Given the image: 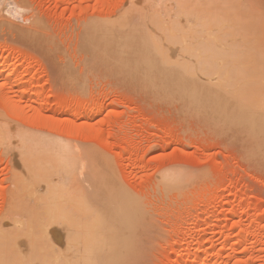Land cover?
I'll return each mask as SVG.
<instances>
[{
    "label": "rangeland",
    "instance_id": "obj_1",
    "mask_svg": "<svg viewBox=\"0 0 264 264\" xmlns=\"http://www.w3.org/2000/svg\"><path fill=\"white\" fill-rule=\"evenodd\" d=\"M5 1L0 0V222L13 211L9 209L12 207L10 202L21 168L32 167L33 163L29 162L34 158L33 154L38 152L41 156L46 153L42 144L58 142L70 148L78 160L86 157L89 150L92 155H87L91 157L89 162L107 170L114 190L120 195L131 194L127 206L135 205V209L129 212V224L132 226L122 229L123 232L115 238L116 251L108 263L264 264L263 132L253 130L248 133L245 126L233 128L225 116L214 119L203 109L184 107L177 93L159 90L143 76L137 68L138 62L127 58L129 52L137 50L136 46L153 49V44L157 51H162L159 54L163 55V63L173 65L179 62L176 61L181 48L179 41L186 45L187 36L192 40L189 39L191 43L188 42L186 49L191 51L193 48L195 50L192 51L197 52L198 49L190 44H199L200 40L204 42V37L208 36L203 35L209 31L212 37L208 38H213V31L218 26L211 29L209 22L211 25L205 33L200 24V29H196L199 26L195 29L202 30L204 34L192 29L193 34L185 17L194 21L196 16L203 18L200 13L204 10H199L206 3L185 0L188 6L192 3L189 7H185L187 4L177 7L174 3L175 8L182 10H178L179 13L186 8L195 13L199 6L197 12L201 16L197 12L196 16L191 13V17L182 14L185 16L183 21L178 11L167 4L173 5L170 0H162L161 5V0L158 4L156 0H11V4ZM218 1L217 5L223 7L220 9L226 10L224 6L228 8L230 5L224 0ZM234 3L238 7L232 11L236 12L235 15L239 12L240 16L241 11L249 13L251 9L256 14L254 17L250 11V15L244 17L243 12L244 18L236 19V22L241 21L238 24L243 29L231 19L236 25L233 26L235 30H242L244 36L249 31L246 34L248 38L260 33L256 27L264 33V0H234ZM213 5L210 6L212 10L217 8ZM143 11H146L143 14L148 19L140 15ZM169 13L178 17L169 16ZM153 17L162 25L170 20L168 25L171 28L175 26L172 33L176 28V32L181 30L178 27L184 28L185 23L190 27L181 30L186 33L185 37L174 34L179 36V40H175L177 38L173 34L169 37L168 33L164 35L157 30L158 36L161 33L168 36L167 41L175 38V43H172H179L175 45L177 56L176 49L171 51L174 52V60L170 58L171 53L163 50H166L167 42L163 41L165 45L160 42L161 35L152 38L155 34L151 36L148 32L149 39L134 38L142 30L141 35L148 34L145 30L148 27L169 31L168 26H159ZM151 18L153 22L149 21ZM129 21L143 25V29L139 31L140 27L137 29L135 25L134 28L129 25L122 28V23ZM192 22V25L197 24ZM225 24L220 23L219 26H224L221 32L231 26ZM233 27L229 30L233 36L237 32L240 34L239 30L234 32ZM129 29L133 35L127 40L132 41L123 48L127 55L117 53L113 49L120 45L116 34ZM95 30L99 32L96 36ZM250 31L256 33L251 34ZM240 37L237 35L234 40L230 36L226 40H239L238 45L243 43L240 40L243 36ZM208 38L207 44L213 45L209 44ZM249 40L245 41L246 44L248 41V46L251 45ZM203 44H199L200 48L207 45ZM6 94L15 111L5 103V97L1 98ZM79 122L84 127H78ZM34 146L41 149H34ZM50 162V158L44 160L39 167L46 171ZM85 170L87 176L81 174L80 178H88L89 169ZM89 183L87 181L85 187L90 185V190L92 186ZM26 185L22 198L26 197L32 209L38 193L33 184ZM27 201L22 200L21 205ZM19 207L15 208L18 211L14 210L16 217L12 213L14 218H20V222H25L23 219L28 221L26 214L29 212ZM26 207L25 210L28 209Z\"/></svg>",
    "mask_w": 264,
    "mask_h": 264
},
{
    "label": "bare ground",
    "instance_id": "obj_2",
    "mask_svg": "<svg viewBox=\"0 0 264 264\" xmlns=\"http://www.w3.org/2000/svg\"><path fill=\"white\" fill-rule=\"evenodd\" d=\"M9 1L11 4L12 3L11 0H6L5 3L8 4L7 2ZM156 1L158 4L159 3L158 0ZM163 1L160 2V5L161 3H163ZM170 1H172L173 5L171 6L170 2H168L167 4L170 5V7L172 8L175 5L174 3H177L176 4L177 7L179 6L184 7L182 4L184 5L187 4L185 7L188 6V3H186L187 1L185 0H183V2L185 3H181L182 2L181 0H170ZM215 1L216 0H201L200 2H198L203 5L205 3H206L205 5L209 4V6L208 5L206 6L209 7L208 9H210L208 11L205 5H204L205 8L201 7V10H199L200 8L197 5L198 8L197 9L195 8L196 10H194L196 12L197 10H199V12L204 10L202 11L203 13H200L203 15V18L198 12H197L198 16L201 17H197L196 16L197 13L196 12H195L196 14L192 13L193 11L191 12L190 9L183 8L184 9L183 13L180 12L181 13L180 14L179 11L182 10L175 8L176 6L174 8L177 11L179 10L177 12L178 16L181 17L183 21L187 20L186 23L191 25V29H190V27L187 24L188 28L191 30L193 34H194L193 30L200 29L201 25H202L201 29L203 27L204 29L202 30H204L205 33L207 32L206 28L209 27V25L212 24L211 29L214 30L217 29L218 26V29L213 31V33L215 34V35L213 34L214 36L213 38H215L216 40V38L219 37L218 40H221V42H219L218 40L216 41L212 40L213 38L211 39L208 38L209 36L212 37V34L210 33L211 31L203 35L204 33L202 32V30L201 31L196 30L197 32L200 31L201 32L200 35H203V37L206 35L208 36V37H204L205 44L209 42L207 41L208 38V40L211 41L209 44L213 43V45L207 44L205 45V47L203 46L202 48H200L199 46L200 43L204 45L203 40H202L203 43L200 40L198 41L199 44L197 43L190 44L191 46L193 45L194 48L198 49L197 52L192 51L195 49H193L192 48L193 46L191 47L190 45L189 46L192 48V50L191 51L187 50L185 46L188 45V42L191 43L190 40H192V38L187 36L188 39L186 37V40L188 41L187 43H185L186 45L182 44V42L184 43V41L182 40L181 42L179 41L181 48H179L178 56H177L176 55L177 47H175V45L177 44L179 45V43L173 44L172 42L175 43V40H179L178 39L179 36L176 37L175 35H180V36H183L184 34L186 35V33H183L182 31H185L184 28H186L187 26L185 23L184 28L178 27V29H181L182 31L177 30L176 32L177 29L176 28L174 29L175 30L174 33H172L173 30L171 29L174 28L175 26L171 28L170 24L168 25L170 20L169 21L167 20L165 21V25L169 27L168 29L169 31H162L156 29V27L154 26L151 28L153 30L156 29L155 31H153L150 27H148V29L145 30H148L146 32L147 33L149 32L151 36L152 33L155 34L152 36V38L154 36L156 38L162 36L163 40L161 39L162 41L160 40V42H162L164 45L167 42L165 47L166 50L163 48V50L166 51L167 54H170L171 51L176 49L174 52L178 60L176 59L175 60L179 61L178 63L175 62L176 63L175 64L173 62L174 63V64L172 63L173 65L170 64L167 65L166 62L163 63L162 60L163 55L162 56L160 55L161 54L160 52L162 51H157V49L153 46V44H152L153 49H151L149 45H148L149 47L144 46L142 49L136 46L135 49L137 48V50H133L129 52L127 58H129L132 62H138L137 68L140 70L141 73H143V76L150 79L155 84V86L159 88V90H162L163 92H173L174 94L177 93L176 95L178 98H180L183 101L184 107L203 109L205 114L207 113L209 116H212V118L214 119L216 117L224 118L225 116V119L227 120L226 122L228 123L230 122L231 126H234L233 128L235 127L239 128L240 126H245L246 131L248 133L249 132L251 133V131L253 130L255 132L256 130V132L261 131L264 134V33L262 32V30H260V28L256 27L257 24H255L256 25L255 27L259 29L258 31H260V33L255 34V36L253 35L254 37L250 35V37L252 38L251 40L250 37L248 38V36H246V34H248L249 31L246 32L245 34L246 37H245L242 30L240 29L235 30L234 28L238 23L241 22L239 19L238 20L240 22L238 20H237L238 22H236V19L238 17H240V19L244 18L245 16H247V14L250 15L249 14L250 11L251 13L252 12L254 13V10L252 9L249 10V13H247L246 11L245 13L244 11L240 10L241 12L239 16L238 11H237L238 14L236 15L234 14L236 12L234 13L232 12L236 8V4L234 3V0H224L228 5L230 3L228 8H225L224 6V9L226 10L220 9L223 7L222 6L219 7V5H217V3L219 2L218 0L217 2ZM188 2H190V0H188ZM192 3H189V6ZM223 3L221 2V4ZM211 4L212 5L215 4L217 8L214 7V9L212 10L210 7ZM218 8L220 9V11L216 10ZM175 9L172 10L174 11ZM188 10L190 12H188ZM184 11L188 13H185ZM243 12L245 14L244 17L241 15ZM257 12L258 11H256V13ZM143 13L145 14L146 11L145 12L143 11L141 12V14L140 13L139 14L144 16ZM191 13L196 16L194 17H195V21L198 20L197 22H195L194 19L190 20L185 16H184L185 20L183 19L184 14H187L190 17L193 16L191 15ZM172 15L173 14L170 15L169 13V16ZM251 15L255 17L256 14L254 13V15L253 14ZM174 16H177V14L173 15V17ZM146 18L148 19L149 17L146 16ZM153 18L154 20L157 19L155 17ZM231 19L233 21L235 20L234 22L235 24L236 23L237 24L236 25L233 24V21ZM207 20L209 21L206 22ZM149 21L151 22L152 18L151 20L149 19ZM188 21L191 22L194 21L192 23H197V24H193L194 25L193 26L191 22ZM213 21H215L216 23ZM220 21L224 24L227 22L226 24L231 25V26L228 25L229 28H227L228 30L226 29L227 31L223 30L225 33L223 31L221 32V30L224 29L223 28L224 26L223 25L219 26L221 23ZM129 22L127 23L124 22V24L122 23L121 26L123 25L125 26V27L123 26L122 28L125 29L126 26L128 25L130 26V28H134L135 25L137 29H139L140 27L139 31L143 29V25L141 26L140 24L139 25L132 24V21ZM157 23L161 27L165 26L164 24L162 25L158 21V19H157ZM238 25L239 28L240 27L242 28L240 24ZM195 26H199V27L195 29ZM250 26L251 24H249V27ZM231 27H233V29L235 30V31L233 30L234 32H236L237 30L240 31V34H238L237 32V34H234L235 36L240 35L241 37L243 36V38L245 37L244 39L243 38L240 39L241 41L243 40L244 44H246L245 43L246 40L250 39L249 41L251 42V45L248 46V41H247L246 45L248 47L245 45L246 48H243L244 44L241 41H240L241 44L239 43L238 45L240 46L238 47L237 43L239 40H236L234 42L231 41L230 39L226 40L230 36L232 37L231 39H234L235 37L233 36V32L229 31ZM255 27L253 29H255ZM118 28L119 27H117V29ZM188 28L186 29L188 30ZM99 30L103 32L102 29L99 28ZM157 30L161 31L162 34L168 33L167 35L169 37L172 36V34L173 35L175 34L174 37H176L177 39L174 38L175 39L174 40L172 38L171 42L170 39L169 41H167L168 36L165 37L164 35L166 34L161 35V33H160L161 36L160 35L158 36L159 32ZM118 31L116 30V32ZM128 31L123 32L122 34L121 33L116 34L117 43H120V45H116L115 46L116 48L113 49L117 53L121 52L123 55L126 54V51L123 50V48L128 45V42L132 41V40H127V37L133 35L130 29ZM142 31L140 32V35L136 34L134 38L137 37V39L140 38L149 39L150 37L149 33L145 35L143 33L144 35L143 36L141 35ZM250 32L252 34L255 31H250ZM226 33H230V34H226ZM98 34L99 32L96 31L94 35L96 36ZM180 38L182 39L183 37ZM183 40L185 39L183 38ZM194 42L197 41L195 40ZM168 43L174 45L173 46L174 48H172L171 47L172 45H169ZM167 46L172 48L171 50H168L169 53L167 52V49L170 48H168ZM207 46H209L210 49ZM213 48H217V49H213ZM218 49L220 50L217 51ZM210 50L211 52H209ZM174 52H172L170 55L171 56L170 58H172V60H174L173 59ZM180 57L183 59V60L181 59L182 61L179 59ZM180 62L181 64L183 63L186 64L181 65ZM1 72L2 69L0 67V73ZM1 98L5 99L4 100L6 101L5 103L8 105L9 108H11L12 111L16 110L12 106L11 100L10 98L7 97V94L5 96L2 95ZM78 124H79L78 127L79 126H81V128L84 127L82 125V122H79ZM263 137L264 136L262 135V138ZM57 143L50 142L49 144H42L41 141V144L43 145L42 147L46 149L45 151L47 154L44 153L46 154L45 156L44 154L40 156V153L38 152L36 153L35 151H33L36 154H33L34 155V158H32L33 161L31 160V162H29L30 164L33 163L32 165L33 168L29 167L28 169L26 167H22L19 172V175L16 177V181H15L16 188L13 197H11L13 200L10 202V204L12 203L11 204L12 207L9 208L10 207L9 206L8 208L10 210L13 209V211H10L13 213L14 210L18 211V208L17 210L15 209L17 206L18 207L22 206L23 211L29 212L28 214L25 213L26 216H28L27 218L28 221L26 219H23L25 220V222L24 221L20 222L18 221L20 218H17L16 220L14 218V215L16 217V213L14 212L13 215L7 209L8 212L10 213V216L7 213L8 217H6L5 219L3 218V220L0 222V262H2V264H110L111 261L109 263L107 261L115 254L116 251L115 238H117L118 234L121 233L122 229L132 226V224L131 225L129 224L131 222V217H129V212L135 209V205L131 204L127 206V202H129L131 199L130 198L131 194L120 195L119 192H116V190H114V188L112 187L113 185L112 177L110 174L107 173V170L105 171V169L101 168L100 166L96 167L94 164H92V162H89L90 161L89 158H91L90 156L92 155L90 154L88 149L84 148L86 149L85 151L88 150V152L85 153L87 155L90 154V156L85 155L86 157L81 159L82 160L81 161L77 159L75 154L73 155V152L71 151L70 148H67L63 144L59 145ZM33 148L41 149L40 146L39 147L34 146ZM55 153H57V156ZM49 158L51 162L47 167V170L42 171L39 165L41 164V162H43L44 160H48ZM85 159L87 160L89 159V160L83 162ZM85 169H89V175L87 179L85 178L87 176ZM81 174H84V176L86 175L84 179L80 178ZM87 181L88 183L90 182L89 184H91L92 190L88 189L90 185L88 188L85 187V183ZM27 182L33 184L34 185L33 188H35V192L38 193V197L34 199L37 201L34 202L32 199H31L32 201H30L32 203L34 202L35 204V205L33 204L35 207H33L32 209H31L32 205H29L30 203L26 200V197L25 199L22 198V193L25 190V185ZM28 183L26 186L31 185V184L28 185ZM33 188L31 189L32 191ZM28 197L30 200V196ZM22 200L27 201V204L28 203L29 204L28 205L26 203L24 204H26V206H30V208L26 207L24 204L21 205ZM36 204H38L37 209H36ZM112 204L114 205L112 206ZM24 206L26 207V209L27 208L28 209L25 210ZM31 210L33 211L31 212ZM23 213L24 212H22V215ZM11 215H13V217Z\"/></svg>",
    "mask_w": 264,
    "mask_h": 264
},
{
    "label": "clouds",
    "instance_id": "obj_3",
    "mask_svg": "<svg viewBox=\"0 0 264 264\" xmlns=\"http://www.w3.org/2000/svg\"><path fill=\"white\" fill-rule=\"evenodd\" d=\"M0 264H2V262H0Z\"/></svg>",
    "mask_w": 264,
    "mask_h": 264
},
{
    "label": "snow or ice",
    "instance_id": "obj_4",
    "mask_svg": "<svg viewBox=\"0 0 264 264\" xmlns=\"http://www.w3.org/2000/svg\"><path fill=\"white\" fill-rule=\"evenodd\" d=\"M10 7H11V5H10Z\"/></svg>",
    "mask_w": 264,
    "mask_h": 264
}]
</instances>
